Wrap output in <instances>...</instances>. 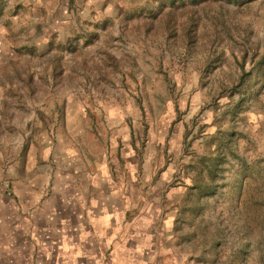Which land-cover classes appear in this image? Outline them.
Masks as SVG:
<instances>
[{"label": "rangeland", "instance_id": "rangeland-1", "mask_svg": "<svg viewBox=\"0 0 264 264\" xmlns=\"http://www.w3.org/2000/svg\"><path fill=\"white\" fill-rule=\"evenodd\" d=\"M15 1L0 0L1 136L48 127L60 160L129 127L149 177L185 191L201 264H264V0H48L43 22Z\"/></svg>", "mask_w": 264, "mask_h": 264}, {"label": "crops", "instance_id": "crops-1", "mask_svg": "<svg viewBox=\"0 0 264 264\" xmlns=\"http://www.w3.org/2000/svg\"><path fill=\"white\" fill-rule=\"evenodd\" d=\"M15 3L28 7L27 21L48 16V0ZM2 119L0 110V264H201L180 217L185 191L166 189L163 174L149 177L148 158L126 140L129 127L113 130L110 154L68 146L58 160L48 155V127L36 142L5 139ZM121 130L130 159L122 163L113 156Z\"/></svg>", "mask_w": 264, "mask_h": 264}]
</instances>
